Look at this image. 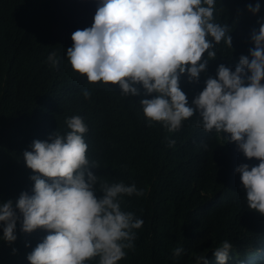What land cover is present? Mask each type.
Masks as SVG:
<instances>
[{
  "label": "clouds",
  "instance_id": "obj_1",
  "mask_svg": "<svg viewBox=\"0 0 264 264\" xmlns=\"http://www.w3.org/2000/svg\"><path fill=\"white\" fill-rule=\"evenodd\" d=\"M94 1L91 27L65 35L73 33L72 46L66 49L73 73L90 85L118 86L121 98L144 97L138 101L144 118L162 125L147 149V167L158 168L154 154L169 158L170 151L187 147L184 121L194 115L201 131L218 136L212 144H235L247 160L258 161L255 166H238L234 182L245 193L239 213L253 228L243 227L230 236L219 219L214 222L211 215L216 210L209 197L199 205H160L139 190V179L133 184L101 179L94 171L99 165L87 155V126L80 116H73L65 121L67 132L55 130L23 152L33 187L31 194L17 193L14 205L10 200L0 204L2 239L9 244L17 239L19 220L25 234L38 229L47 233L28 254L29 264H88L94 259L98 264H118L126 250L134 249L136 230L146 224L142 214L140 219L125 211L137 201L164 234L181 224L199 230L203 242L211 231L224 235L196 264H264V18L250 34L249 55L239 58L234 71L220 64L216 77L206 79L190 105L181 77L198 83L209 61L217 58L216 46L223 42L232 47V29L216 22V0ZM62 7L66 19L68 11L75 10L68 4ZM246 10L256 15L260 4H248ZM46 62L56 67L59 58L52 52ZM82 95L88 99L91 90L83 89ZM190 140L196 149L206 147L193 128ZM254 217L263 220L256 222ZM162 236L167 246L172 244L171 234ZM171 252L179 258L189 250L176 246Z\"/></svg>",
  "mask_w": 264,
  "mask_h": 264
},
{
  "label": "trees",
  "instance_id": "obj_2",
  "mask_svg": "<svg viewBox=\"0 0 264 264\" xmlns=\"http://www.w3.org/2000/svg\"><path fill=\"white\" fill-rule=\"evenodd\" d=\"M59 3L75 9L73 13L68 11L67 19ZM256 3L260 10L252 15L246 6ZM96 8L94 0H0V204L10 200L14 205L20 196L17 193L31 194L33 173L25 166L22 154L31 150L32 142L46 141L55 130L67 132L65 121L80 116L88 129L84 135L87 155L99 165L94 171L101 179L125 184L139 179V190L144 195L148 192L160 205L182 201L199 205L209 197L216 210L211 215L216 217L214 222L219 219L230 236L242 232L243 227L253 228V223L239 213L245 193L236 189L234 182L239 176L235 173L238 166L251 167L258 161L247 160L235 144H212L218 136L201 131L194 115L184 121L188 126L182 139L187 147L170 151L169 158L154 154L158 168L147 167V149L162 125L150 124L144 118L138 102L144 97L121 98L118 86L90 85L85 77L73 73L66 58L73 33L65 35L91 27ZM215 18L232 29V47L223 42L216 46L217 58L209 61L198 83L181 77L180 86L190 105L203 90L206 79L216 77L220 64L234 71L239 58L249 55L253 47L250 34L254 29L258 31L257 20L264 18V0H216ZM52 52L59 58L56 67L46 62ZM85 88L91 90L88 99L82 95ZM192 128L206 147L196 149L190 140ZM194 170L197 171L191 173ZM137 204L133 202L125 211L140 219L142 214L146 224L143 222L136 230L134 249L126 250L118 264H196L208 246L224 238L211 231L203 242L199 230L181 224L164 234L144 214V204ZM170 234L174 239L167 246L162 235ZM15 235L13 243H6L0 225V264H29L28 254L47 233L38 229L25 234L18 220ZM176 246L189 252L173 258L171 251Z\"/></svg>",
  "mask_w": 264,
  "mask_h": 264
}]
</instances>
